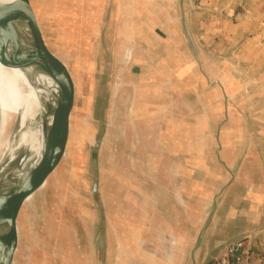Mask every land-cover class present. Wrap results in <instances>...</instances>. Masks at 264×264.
I'll list each match as a JSON object with an SVG mask.
<instances>
[{"label":"rangeland","instance_id":"1","mask_svg":"<svg viewBox=\"0 0 264 264\" xmlns=\"http://www.w3.org/2000/svg\"><path fill=\"white\" fill-rule=\"evenodd\" d=\"M110 1L113 5L108 0H30L47 47L72 76L75 98L66 154L20 211L13 264H129L122 252L128 248H135L139 258L132 264H157L153 259L168 264L175 247L170 233L161 230L163 237L156 240L160 245L151 244L154 240L145 228L148 219L139 212V221L146 225L142 230L140 223L127 228V223H115L116 209L130 205L143 211L144 197L150 194L145 192L167 186H155L161 163L157 159L168 158L167 153L177 158L183 154L192 165L188 150L197 140L208 165L177 168L180 176L188 175L177 190L184 195L195 191L189 211L203 203V218L204 196L223 191L227 171L234 176L239 167L223 163L227 156L223 146L229 137L238 141V128H243V120L239 126L231 115L243 117V81L250 71L243 64L249 62H243V38L233 39L218 21L231 18L233 6L235 15L243 13V0H141L147 5L138 8L134 6L139 0ZM121 2L124 23L117 22L109 31L107 23ZM211 25L215 29L210 30ZM152 47L158 51L149 53ZM141 112L147 115L146 122ZM177 117H182L181 135L167 136ZM13 118L6 141L12 145L18 137L20 142L26 133V144L37 146L33 158H40L43 124L39 134L36 117L20 131L17 116ZM176 140L179 150L169 151ZM96 141L101 145L95 164ZM208 143L215 149L208 150ZM25 149L30 148L21 147L20 154ZM235 183H230L231 203L243 193L241 186L233 188ZM177 204V211L181 212L180 206L186 211L185 205ZM162 209L174 217L164 204ZM207 209L210 213L211 207ZM141 238L144 247L139 248ZM211 248L210 243L202 245V255L211 253ZM196 261L188 259L189 264Z\"/></svg>","mask_w":264,"mask_h":264},{"label":"crops","instance_id":"2","mask_svg":"<svg viewBox=\"0 0 264 264\" xmlns=\"http://www.w3.org/2000/svg\"><path fill=\"white\" fill-rule=\"evenodd\" d=\"M140 1L141 0L138 1V4H135L134 8H138V6L140 7L142 5L145 6L146 3H141ZM109 2L113 5L112 1L108 0V4ZM108 4H106V6L110 5ZM98 6H100V4H97V7ZM121 7L122 2L118 13L114 11L111 19L107 23L109 31L114 29L117 22H122L123 20L124 23ZM235 10V6L231 7V11L233 12L231 18L220 19L218 22L222 24L223 32H229V34L234 35L233 39L243 38V62H249L247 64L249 67L246 64L243 65L247 67L248 71L250 70L246 75L247 78L243 81V117L231 115L232 118H236L239 126H242L243 120V128H238V141H233V138L229 137V140L225 141L223 146L225 150L224 154H227V156L224 157V161H222L225 165L230 166L239 164L236 173L233 176L231 171H227L228 176L223 180L226 183L223 191H210L204 196L202 201L204 203L207 201V205L203 207H206L204 209H206L207 212L202 218L200 206H202L203 203L196 208V211H194L193 208L191 211L188 210L190 208L189 198L194 196V189L187 191L185 195L184 191L177 190L178 182H183L188 176L186 175L185 177L184 174L183 177L180 176L179 172H177V168L179 169L183 164L184 166L189 165V163L191 165V162L188 158H184L183 154L182 159V157H175L174 153L173 155L167 153V156H169L168 158L166 157V159L163 160L161 158L157 159V162L161 163L158 169L159 172L156 174L158 179L155 185L156 187L158 186V188H164V184L167 186L160 191H155L156 189L152 188L151 190L149 189V192H145V194H150L144 197V203L142 202L143 211H141L140 206L131 207L130 205H124L126 208L119 207L123 208V210L119 211V209H116L117 214H114L115 218L113 219L115 223L123 222V225L127 223V228H129V226H136V224L140 223V230H142V225L145 226L146 224L139 221L140 216L137 213L140 212L144 218L148 219L149 226L146 225L145 228L148 229V232H146L149 233V236L154 240L150 242L151 244L160 245L156 240H159V237H163L160 232L166 229L173 238L172 245L175 246L172 250L173 253L169 254L171 256L170 263L168 264H189V257L193 260L195 257L197 259L196 264H209V262L217 258L229 244L252 237H256L261 247L264 246V0H243V13L235 15ZM221 20L223 21L221 22ZM101 21L103 22L104 19L102 18ZM215 26L211 25L208 28L213 30ZM154 48L155 47L150 48L149 53L158 51L157 48ZM164 53L169 52L165 51ZM237 80L238 79H231L230 82L238 83ZM227 88L228 87H226V89ZM225 97H228V93L225 94ZM229 97L232 98L231 95H229ZM195 98L201 99L199 94H195ZM208 98H210V94H208ZM140 115L141 119L145 117L144 121L146 122L147 115L145 116L144 112H141ZM181 120L182 117L181 119L177 117L171 121L167 136L174 137L175 132L181 135ZM248 120L250 121V126ZM194 125L195 123H192V128ZM236 126L237 125H235L234 128ZM197 133L200 135L199 130ZM209 134L208 131V135ZM191 135L193 136V133ZM158 136H160V133ZM159 140L160 142L163 141L162 135L159 137ZM172 143L169 151H178L179 147H176L178 140ZM208 146V150L215 149L212 147V143L211 145L208 143ZM189 149L188 154L192 160L193 167L195 166L198 168V166L201 165L200 163H202V166L208 165V163H206V157H201V149L199 148L198 140L196 141L195 147L191 144ZM158 157L161 156L158 155ZM208 161L210 162V158ZM191 181L194 182L193 173L191 175ZM195 181L198 182V180ZM234 181H236V183L233 188L235 186H241L243 188V193L237 196V202L231 203L230 199H233L234 196L231 194L232 184L230 183ZM155 192H157V194ZM188 192H190V195H188ZM177 200L181 202V205H185L186 211H183L181 206V212L177 211L176 206L177 208L179 206ZM163 204L166 208L173 211L174 217L169 216V211H167V213L163 212ZM145 206L148 207L149 211ZM207 207H211L210 213H208ZM124 209L127 210L126 215ZM183 212L187 213L186 218ZM206 216L207 218L205 220ZM205 229L207 230L204 231ZM205 232L207 234L206 237ZM139 235L141 236V234ZM143 243L141 238L138 245L139 248L144 247ZM205 243H210L212 248L210 251L211 253H208V255L204 257L201 251L202 245L204 246ZM128 249L129 250L122 249V252L127 253L129 264H132L133 260L135 261L139 258L136 254L137 252H134L135 248ZM155 253L157 252L155 251ZM140 254L143 256L142 253ZM161 254L162 252L159 250V255ZM158 259L161 260V257ZM153 262L157 264H166L163 263V261H157L155 259H153Z\"/></svg>","mask_w":264,"mask_h":264},{"label":"water","instance_id":"3","mask_svg":"<svg viewBox=\"0 0 264 264\" xmlns=\"http://www.w3.org/2000/svg\"><path fill=\"white\" fill-rule=\"evenodd\" d=\"M0 56L8 66L15 65L25 72L39 95L38 112L43 124L40 158H33L36 154L25 149L13 164L18 169L17 178L0 172V264H13L20 211L29 197L41 190L66 154L75 85L65 64L47 47L30 0L0 4ZM100 145L101 141H96L95 164ZM97 191L96 181L94 193Z\"/></svg>","mask_w":264,"mask_h":264},{"label":"bare ground","instance_id":"4","mask_svg":"<svg viewBox=\"0 0 264 264\" xmlns=\"http://www.w3.org/2000/svg\"><path fill=\"white\" fill-rule=\"evenodd\" d=\"M14 1L0 0V4H12ZM39 107V95L25 72L15 65L8 66L4 58L0 56V172L8 173L10 178L18 177V169L14 168L13 164L21 157L19 151L21 146H28L32 151L37 149V146L31 143L26 144V133L22 134L20 142L17 137L10 145V141H6L9 126L13 122V117L17 116V126L21 131L28 121H35L37 117V130L40 134L42 121L40 112H38Z\"/></svg>","mask_w":264,"mask_h":264},{"label":"built area","instance_id":"5","mask_svg":"<svg viewBox=\"0 0 264 264\" xmlns=\"http://www.w3.org/2000/svg\"><path fill=\"white\" fill-rule=\"evenodd\" d=\"M256 242V237L233 242L209 264H264V246Z\"/></svg>","mask_w":264,"mask_h":264}]
</instances>
